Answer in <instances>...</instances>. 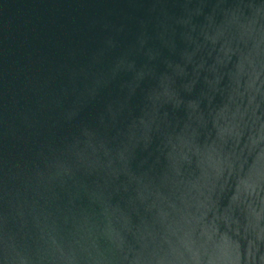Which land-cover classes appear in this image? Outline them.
Returning <instances> with one entry per match:
<instances>
[{
	"label": "water",
	"instance_id": "obj_1",
	"mask_svg": "<svg viewBox=\"0 0 264 264\" xmlns=\"http://www.w3.org/2000/svg\"><path fill=\"white\" fill-rule=\"evenodd\" d=\"M0 264H264V0H0Z\"/></svg>",
	"mask_w": 264,
	"mask_h": 264
}]
</instances>
